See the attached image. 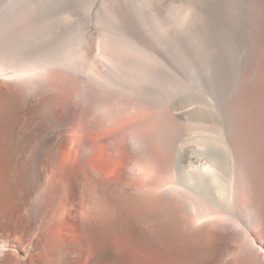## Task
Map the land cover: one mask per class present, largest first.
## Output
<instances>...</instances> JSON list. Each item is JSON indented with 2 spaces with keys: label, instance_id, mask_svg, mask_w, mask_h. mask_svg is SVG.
I'll return each instance as SVG.
<instances>
[{
  "label": "bare ground",
  "instance_id": "obj_1",
  "mask_svg": "<svg viewBox=\"0 0 264 264\" xmlns=\"http://www.w3.org/2000/svg\"><path fill=\"white\" fill-rule=\"evenodd\" d=\"M178 1L0 0L5 27L0 59L15 60L10 71L0 69V220L14 197L22 209L19 203L29 185L40 180L44 163L55 164L60 132L79 126L76 137L89 180L96 171L86 160L92 146L82 140L84 128L104 134L101 148L113 159L147 160L167 173L176 163L180 177L191 170L206 181L216 173V192L208 191L215 208L179 185L167 184L161 193L147 194L148 213L190 227L192 239L215 240L216 264H264V0H190L195 4L192 17L173 34L191 61L201 49L209 51L212 74L205 85L216 95V128L209 122L206 129L212 135L216 129V172L186 150V124L198 118V109L187 108L181 97H168L166 80L183 73L170 61L175 55L168 58L171 51L167 55L166 48L153 44L156 37L166 45L168 39L157 35L155 23L169 22ZM154 58L161 62L158 66ZM27 63L37 70L25 75ZM103 66L107 69L101 72ZM144 76L150 77L142 84L147 94L134 95L136 81ZM138 105L142 110L137 114L124 115ZM130 176L124 170L122 178ZM45 190L46 185L17 215L14 228L0 224V264H24L27 249L40 241ZM24 223L32 230L26 240ZM61 257L71 264L68 250Z\"/></svg>",
  "mask_w": 264,
  "mask_h": 264
},
{
  "label": "rangeland",
  "instance_id": "obj_2",
  "mask_svg": "<svg viewBox=\"0 0 264 264\" xmlns=\"http://www.w3.org/2000/svg\"><path fill=\"white\" fill-rule=\"evenodd\" d=\"M142 1L144 0H138L137 4L140 5ZM181 6H184L183 11L178 12L177 8ZM194 9L195 4L190 0L187 2L179 0L174 11L170 13L169 22L155 23V32L161 38L166 37L168 45L167 43L166 45L163 44L159 39L156 40V37L153 44L157 48H166L167 55L171 51L173 54L170 53L168 58L175 55L170 61L173 63V60H175L174 64L179 66V68L181 66L180 69L183 73L179 75L180 78H176L177 74L174 72L172 78L166 80V88L171 93L168 94V97L171 95L170 98L172 100L181 97L184 99V104L188 106L187 108L198 109V118L186 124L188 126L186 128L189 131L185 130L186 141L184 140V145H186V150L189 154L197 156L200 164H202L201 161L207 164L205 166L203 164L202 167L208 168L211 165L214 167L209 168L215 171L216 142L212 140V136L216 137V129L213 135L206 129L209 122L213 123L216 128V95H213L214 93L211 95L209 90L207 92L208 88L205 85L212 74L211 66L209 65V51L201 49L195 56L196 60L191 61L185 57L180 42L173 38V34L184 30L181 29L188 24ZM164 14L166 15V12ZM9 18L11 19V17ZM4 29V23L0 22V32ZM183 35V39L187 37L184 33ZM95 39L96 42L97 38ZM172 45H178V48H176L179 51L177 52V49ZM150 51L154 52L152 48ZM93 53L95 56L98 55L96 49H94ZM153 61L156 62V66L161 63L156 58ZM14 62L15 60L12 59L5 61L0 59V69L8 71L9 68H12ZM31 68L32 70H30ZM36 68L35 64L27 63L23 73L25 75L27 73V75L32 74L34 70H37ZM106 69L107 66H103L100 71L104 72ZM143 72L147 76L150 74L149 71ZM196 78H198V81ZM139 80V82H142L138 84L139 82L136 81L137 90L139 91L136 90L133 94H147L142 84L148 83L150 77L144 76ZM198 83L202 84L200 85L202 86L201 88ZM203 86L205 87L203 88ZM140 87L144 92H142ZM180 87H182L183 90H181L184 92H181L180 89L179 91L176 90ZM183 93H187L186 99L182 97L185 96ZM210 96H214L213 99ZM188 97L190 99L192 97V99L190 100ZM187 100L193 103L187 102ZM141 110V106H133L124 115L131 117ZM206 114L211 116H209L211 120ZM62 116L59 111V119H62ZM80 128L79 126H70L66 132L64 131L65 133L60 132L55 164L47 165L44 163L43 168H41L40 180L29 185L24 201L22 200L19 203L22 205V209L26 208L32 202V198L46 185L42 200L41 225L38 229L41 239L34 249L31 247L27 249V260L24 264H67L66 260L61 257V253L64 250L69 251L71 264H140L141 262L143 264H216L215 240L211 239L213 242L211 240L197 241L192 239L190 232L192 229L190 227L181 226L169 217L155 216L156 214L154 215L151 211V214H149V206H147L149 198L147 194H159L169 184L179 185L188 195L215 208L216 203L211 201L208 191L213 189L216 192V173H214L215 177L213 176L215 179L208 178L206 181V178L190 173L191 170L188 171V174L180 177L176 163L173 164L174 171L167 173L157 171L158 169L151 163L149 164L147 160L140 163L133 162L125 158L126 156H122L125 158L123 160L113 159L110 156H105L101 148L104 143L103 139H105L104 134L100 135L102 133H95L91 129L84 128L86 132L82 131V140L90 142L89 144L93 147H91L90 154L88 153L89 155H87V158L89 157L90 159L86 158V160L96 171V173L92 174V180H89L88 176H91V173L87 170L85 171L84 166L82 168L81 160L84 156H82V146L81 144L78 145V138L76 137ZM69 134H72V136L69 137ZM178 145L180 148L181 146L184 148L183 142ZM210 161H213L212 164H209ZM89 164L88 166H90ZM124 170H129L131 173L128 179H126L127 177L125 178L126 180L122 178ZM86 172H88V175H86ZM156 172L159 174L157 175ZM155 180L158 181L155 182ZM199 185L205 188L202 186L198 188ZM209 185L211 186L209 187ZM146 196L147 198H145ZM18 198L14 197L9 205L10 210L8 209L7 216L0 220V224L10 226V228L15 227L16 217L22 212V209H19V206L16 205ZM213 216H216V213ZM196 226L197 224L192 228ZM22 227L21 231L26 240L32 230L28 223H24ZM136 258H140L142 261L136 263Z\"/></svg>",
  "mask_w": 264,
  "mask_h": 264
}]
</instances>
